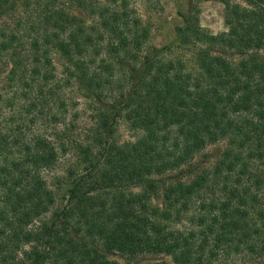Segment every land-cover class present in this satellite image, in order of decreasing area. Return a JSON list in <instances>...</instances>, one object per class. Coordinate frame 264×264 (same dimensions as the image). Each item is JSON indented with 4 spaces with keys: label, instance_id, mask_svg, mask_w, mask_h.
Segmentation results:
<instances>
[{
    "label": "trees",
    "instance_id": "1",
    "mask_svg": "<svg viewBox=\"0 0 264 264\" xmlns=\"http://www.w3.org/2000/svg\"><path fill=\"white\" fill-rule=\"evenodd\" d=\"M9 1L0 0V17L16 7ZM241 1L223 0L227 31L218 35L202 29L198 9L179 12L175 41L143 57L139 21L97 7L115 39L94 68L95 35L53 5L41 3L27 52L16 33H0L9 76L22 77L31 60L51 80L42 66L55 50L72 65L68 81L100 105L90 137L71 146L7 143L0 133V264H264V0ZM111 60L124 74L115 88ZM125 113L140 136L122 145ZM221 141L213 167L196 160ZM68 150L77 164L53 190L40 172ZM49 212L48 223L29 228Z\"/></svg>",
    "mask_w": 264,
    "mask_h": 264
},
{
    "label": "rangeland",
    "instance_id": "2",
    "mask_svg": "<svg viewBox=\"0 0 264 264\" xmlns=\"http://www.w3.org/2000/svg\"><path fill=\"white\" fill-rule=\"evenodd\" d=\"M230 1L242 3L241 0ZM12 3H15L16 7L12 8L7 15L0 17V33L5 32L7 36L16 33L18 39L24 40L25 46L20 47L24 52H27L29 46L27 45L29 44L27 38L29 28L34 25V22L36 26L42 23L41 3L53 5L56 11L63 12L68 17H76L78 21H84L86 28L88 27L86 30L95 35V45L100 51L93 68L99 66L100 59L107 57L106 44L111 40L109 37L112 40L115 39L110 31L103 27V18L99 14L95 15L94 9L97 7H103L109 12L112 9L120 10V13L127 12L131 19L135 18L139 21L140 32L145 29L148 31V38L139 52L142 57L153 52L154 48H160L175 41L176 30L183 25L179 12L187 13L192 7L198 9L200 26L205 32L218 35L227 31L223 0H12L7 6ZM124 3H126L125 6ZM43 28L42 26L39 31L42 32ZM101 34L104 36L103 40L99 39ZM175 52V55H185L186 59L191 58V54ZM130 54L132 55L133 51ZM49 59L52 65L42 66L53 77L47 82L42 81L41 77L35 74L32 69L35 64L31 60L26 62L28 68L24 70L23 76L21 77V73L15 77L10 75L13 78L9 76L12 69L9 57L5 55L0 60V133L1 137L6 138L7 143L30 142L34 138H39L45 141L51 140L57 147H61L81 143L90 137L95 116L100 112V105L89 98L74 79L68 81L69 75L74 70L67 60L55 50L52 51ZM111 61L110 63L116 66L114 77L116 82L113 85L115 88L121 83L124 74L116 60ZM105 92L109 95L107 100L110 104L113 96L108 90ZM51 94L54 95L52 98ZM126 119L125 113L123 119L117 123L115 135L118 143L122 145L134 143L140 136V132L132 129ZM226 144V141H221L209 145L196 160L202 161L206 158V167H213ZM76 164L77 158L74 152L68 150L67 153H60L57 166L53 169H42L40 176L49 188L57 190L58 179H65L67 170ZM58 193L61 196L59 190ZM3 196H5V189L0 184V209L5 206ZM50 214L51 212L44 214L29 228L36 229L42 223H48ZM29 248L30 246H25L24 251ZM21 258L22 255H19V261L22 260ZM148 259L171 261L168 257Z\"/></svg>",
    "mask_w": 264,
    "mask_h": 264
}]
</instances>
